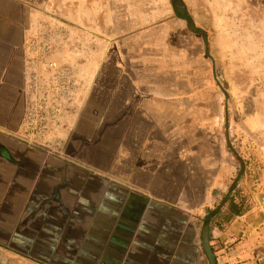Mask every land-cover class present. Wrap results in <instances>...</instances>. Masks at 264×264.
Masks as SVG:
<instances>
[{"label": "rangeland", "instance_id": "374dc122", "mask_svg": "<svg viewBox=\"0 0 264 264\" xmlns=\"http://www.w3.org/2000/svg\"><path fill=\"white\" fill-rule=\"evenodd\" d=\"M183 2L186 10L181 12L171 0L139 2L134 23L121 26L124 30L135 29L134 47L147 50L150 64L125 66L117 64V50L112 47L114 34H107L104 57L100 55L98 40L95 42L85 33L89 31L86 25L98 28L102 23L108 31L111 26L98 16L90 25L92 20L83 15V0H61L54 10L44 9L50 19L43 17L39 30L28 36L25 64L27 77L50 76L49 81L44 80L52 87L49 108L40 112L38 107L37 112V104L47 102L40 94L32 93V86L26 80L19 127L13 131L0 128V259L4 264H42L41 258L18 253L24 241L15 240L14 249L8 239L9 222L15 219L12 204L19 205L22 195L19 187L26 184L23 180L26 178L20 174L42 168L39 161L42 158L70 161L75 168L99 169L111 165L117 153L120 156L128 153L124 157L134 160L140 148L141 152H147L148 146L131 144L147 136V130L140 129V114L133 121L132 114L117 113L132 94L131 86L122 78L138 71H144L142 76H149L148 82L158 93L164 89L183 90L186 82L182 76H201L207 89L204 101L209 109L198 115L220 119L212 134L217 130L221 144L218 158L221 189L215 190V184H204L203 207L195 210L198 214L196 238L200 244L196 249V264H201L202 254V264H209L199 239L201 225L206 224L210 227L217 264H235L247 259H258L264 264V0ZM52 27L68 32L66 38L57 40L62 41L60 46L47 56L49 64L56 62L57 67L41 64L31 48L36 38L50 32ZM41 94L48 96L45 92ZM138 103L139 100L134 101ZM41 114L44 120L40 119ZM164 115L170 124L179 125L178 111L171 109ZM188 123V133L193 131L189 135L207 138V133H196L190 127V117ZM154 135L162 138L158 131ZM123 138L130 145L124 146L121 153ZM166 147L170 158L168 169L176 175L173 180L180 184L183 178L178 174L182 168L174 159L173 146L172 150L165 144L155 148L159 152ZM209 147L205 139V148ZM132 160L126 163H133ZM209 179L204 178L210 183L215 178ZM231 201L241 207L242 216L234 215ZM192 214L195 219V213Z\"/></svg>", "mask_w": 264, "mask_h": 264}, {"label": "crops", "instance_id": "0c3cea01", "mask_svg": "<svg viewBox=\"0 0 264 264\" xmlns=\"http://www.w3.org/2000/svg\"><path fill=\"white\" fill-rule=\"evenodd\" d=\"M60 1L0 0V128L13 131L19 127L27 80L26 42L42 26L39 21L43 17L50 19L44 9L54 10ZM140 1L83 0V15L92 20L90 25L97 16L100 20L105 18V24L110 22L109 31L102 23L98 28L86 25L89 33H85L95 42L98 40L101 56L106 57L110 33L114 34L112 47L117 50V64H150L147 50L134 47L135 29L124 30L121 26L134 23ZM138 72L123 76L132 94L117 113L132 114L133 121L140 114V129H146L147 136L131 144L146 145L147 152H141L140 148L134 160L124 157L128 153L124 152V156L117 153L111 165L99 169L75 168L70 161L42 158L39 160L42 168L20 174L26 178L23 179L26 184L19 187L22 192L19 205L12 204L15 219L9 222L8 237L14 249L15 240L25 242L18 251L20 255L41 258L42 264H189V259L190 264H196L198 261L195 210L203 207L204 184H215V190L221 189L218 162L221 144L217 130L212 134L220 119L198 115L209 109L204 101L207 89L201 76H182L186 82L183 90L164 89L158 93L148 82L149 76H142L144 71ZM137 100L139 103L134 104ZM171 109L179 112L178 126L175 122L170 124L164 115ZM189 117L195 125L190 127L196 133H207V138L189 135L193 133H188ZM156 131L162 138H156ZM205 139L211 147L205 148ZM161 144L175 150L174 159L182 168L178 174L183 178L180 184L173 180L176 175L167 166L168 147L164 151L161 148L162 153L155 148ZM127 145L130 144L123 138L121 153ZM129 160L133 163L127 164ZM205 177L215 178L214 182L205 181ZM202 232L203 225L199 236L203 245ZM202 258L203 254L199 258L201 264Z\"/></svg>", "mask_w": 264, "mask_h": 264}, {"label": "built area", "instance_id": "2783aa9c", "mask_svg": "<svg viewBox=\"0 0 264 264\" xmlns=\"http://www.w3.org/2000/svg\"><path fill=\"white\" fill-rule=\"evenodd\" d=\"M67 33H68L67 31L65 32V30H63L61 28L52 27L50 32H44L39 38H36L35 42L31 45V48L38 55V61H40L41 64H46V63L49 64L50 58H47V56H49L55 50V48H57V46H60L62 41L57 42V40H63L64 38H66L65 34H67ZM55 63L51 62L49 65L52 64L53 66L57 67ZM49 77L50 76H28L27 77L29 85L32 86V93H36L37 95L40 94L39 95L40 98L42 96L43 99L46 100L45 102H47L46 104L40 103V106L38 103L37 107H36L37 112H38V107L40 108V112H44L46 109L49 108L48 107L49 102H50L49 94L51 92L50 90L52 89V87H50L49 84L46 82V81L50 80ZM52 77H51V79H52ZM60 77L61 76H59V78ZM44 80H46V81H44ZM30 83H32V84H30ZM46 86H48L50 88L46 89ZM43 92L48 94L47 98H45L46 94H41ZM36 103L37 102L35 101L33 108L35 107ZM40 119L44 120V114H41ZM235 264H260V260H258V259H253V260L247 259V260H241L239 262H236Z\"/></svg>", "mask_w": 264, "mask_h": 264}, {"label": "water", "instance_id": "95a60500", "mask_svg": "<svg viewBox=\"0 0 264 264\" xmlns=\"http://www.w3.org/2000/svg\"><path fill=\"white\" fill-rule=\"evenodd\" d=\"M173 5H174V8L176 10H179V11L186 10V6H185L183 0H173ZM201 32H203V31H201ZM206 41H207V39H206ZM227 200H228V197H226L225 202ZM209 235H210V227L208 225H206L203 228V232H202L204 249L207 252V256L209 258L210 264H215V258H214L213 253L211 252V249H210ZM0 264H4V261L1 259H0Z\"/></svg>", "mask_w": 264, "mask_h": 264}, {"label": "trees", "instance_id": "16d2710c", "mask_svg": "<svg viewBox=\"0 0 264 264\" xmlns=\"http://www.w3.org/2000/svg\"><path fill=\"white\" fill-rule=\"evenodd\" d=\"M177 11H179V10H177ZM179 12H181V11H179ZM181 14V13H180ZM181 17H183V18H185V15L183 14H181L180 15ZM185 19H187V18H185ZM188 20L190 21V19L188 18ZM190 27H192L191 25H190ZM230 207L232 208V210H233V213H234V215L235 216H242L244 213H243V211H242V209H241V207L240 206H238V205H236L235 203H233V201H231L230 202ZM206 225H208L209 226V224H206ZM205 225V226H206ZM204 226V227H205ZM203 227V228H204ZM210 235H209V240H210ZM203 247H204V244H203ZM210 249H211V252L213 253V255H214V258H215V253H214V250H213V247H212V245H211V240H210ZM204 251H205V249H204ZM205 254H206V257L208 258V256H207V252L205 251ZM208 260H209V258H208ZM215 264H217V262H216V258H215Z\"/></svg>", "mask_w": 264, "mask_h": 264}]
</instances>
